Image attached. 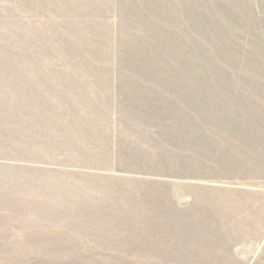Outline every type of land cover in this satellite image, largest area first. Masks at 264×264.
<instances>
[{"label":"rangeland","instance_id":"1","mask_svg":"<svg viewBox=\"0 0 264 264\" xmlns=\"http://www.w3.org/2000/svg\"><path fill=\"white\" fill-rule=\"evenodd\" d=\"M0 264H264V0H0Z\"/></svg>","mask_w":264,"mask_h":264}]
</instances>
